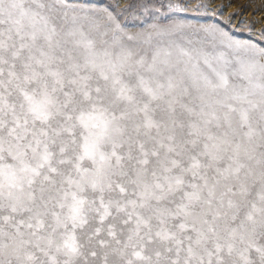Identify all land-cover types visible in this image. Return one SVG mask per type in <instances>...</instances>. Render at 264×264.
Listing matches in <instances>:
<instances>
[{
  "label": "snow or ice",
  "instance_id": "1",
  "mask_svg": "<svg viewBox=\"0 0 264 264\" xmlns=\"http://www.w3.org/2000/svg\"><path fill=\"white\" fill-rule=\"evenodd\" d=\"M213 5L0 0V264H264V25Z\"/></svg>",
  "mask_w": 264,
  "mask_h": 264
},
{
  "label": "rangeland",
  "instance_id": "2",
  "mask_svg": "<svg viewBox=\"0 0 264 264\" xmlns=\"http://www.w3.org/2000/svg\"><path fill=\"white\" fill-rule=\"evenodd\" d=\"M90 6H106L114 3V0H83ZM157 3L166 2V0H123L125 4L137 5L139 3ZM214 8L216 9V19L223 21L230 14L234 15L232 25L239 23V28L235 31V36L241 40L252 38L259 40V29L264 25V0H214ZM226 7L230 9L225 11ZM189 22L192 25L207 24L211 21L209 16L189 13Z\"/></svg>",
  "mask_w": 264,
  "mask_h": 264
},
{
  "label": "bare ground",
  "instance_id": "3",
  "mask_svg": "<svg viewBox=\"0 0 264 264\" xmlns=\"http://www.w3.org/2000/svg\"><path fill=\"white\" fill-rule=\"evenodd\" d=\"M229 9H230V7H226V8H225V11H227V12H228V10H229Z\"/></svg>",
  "mask_w": 264,
  "mask_h": 264
}]
</instances>
